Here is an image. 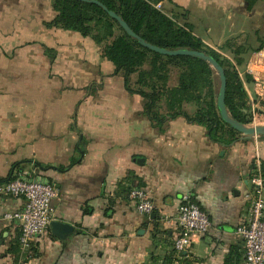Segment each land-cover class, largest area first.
I'll return each mask as SVG.
<instances>
[{
  "label": "crops",
  "instance_id": "obj_1",
  "mask_svg": "<svg viewBox=\"0 0 264 264\" xmlns=\"http://www.w3.org/2000/svg\"><path fill=\"white\" fill-rule=\"evenodd\" d=\"M170 1L162 5L212 48L248 9L246 0ZM56 16L54 0H0V180L22 169L51 183L55 221L72 231L60 238L50 226L24 248L19 226L1 222L0 264H241L236 229L248 218L251 179L264 170V141L217 143L184 117L156 126L100 46L52 26ZM240 77L251 112L264 88ZM134 188L147 191L154 216L136 211ZM185 196L213 230L178 253L173 223ZM23 206L0 194V213Z\"/></svg>",
  "mask_w": 264,
  "mask_h": 264
},
{
  "label": "trees",
  "instance_id": "obj_2",
  "mask_svg": "<svg viewBox=\"0 0 264 264\" xmlns=\"http://www.w3.org/2000/svg\"><path fill=\"white\" fill-rule=\"evenodd\" d=\"M96 1L107 10L83 0H54L57 16L51 25L93 39L102 48L103 57L114 65L115 75L123 76L127 91L144 99L146 113L156 126H162L169 119L184 117L204 126L211 140L224 144L234 142L237 131L219 114L213 68L199 58L166 56L143 46L109 12L120 16L137 36L149 44L167 50L200 51L216 59L225 69L226 106L230 115L242 124H249V97L235 65L230 60L222 61L218 52L207 48L194 35L191 25L177 22L179 15L170 17L158 8L170 0ZM251 1L248 0V9L253 6ZM241 63L238 60V64ZM173 69L178 71L176 85L170 84ZM133 76H136L134 82ZM246 78L248 82L252 81L251 76ZM188 107L193 110H188ZM227 127L229 131L224 133ZM10 179L12 174L0 180V184Z\"/></svg>",
  "mask_w": 264,
  "mask_h": 264
},
{
  "label": "built area",
  "instance_id": "obj_3",
  "mask_svg": "<svg viewBox=\"0 0 264 264\" xmlns=\"http://www.w3.org/2000/svg\"><path fill=\"white\" fill-rule=\"evenodd\" d=\"M250 73L258 81L252 70ZM251 109L253 122L256 123L254 105ZM251 185L248 218L239 224L236 234L244 244L241 264H264V170L261 164L251 179ZM0 194L24 201L23 209L0 213V223L17 224L20 228L19 242L22 247L29 248L37 237L48 232L55 221L54 200L59 197L58 189L34 173L21 169L12 174V179L0 185ZM130 198L138 213L147 216L154 213L155 206L145 189H132ZM173 226L176 231L173 246L178 253L187 252L196 236L207 235L213 230L207 213L190 196L183 198Z\"/></svg>",
  "mask_w": 264,
  "mask_h": 264
},
{
  "label": "rangeland",
  "instance_id": "obj_4",
  "mask_svg": "<svg viewBox=\"0 0 264 264\" xmlns=\"http://www.w3.org/2000/svg\"><path fill=\"white\" fill-rule=\"evenodd\" d=\"M246 1L249 8V2L248 0ZM251 2L253 5L251 9L243 11L242 7L239 8L238 16L244 15L245 19H240L242 22L239 21L237 31L234 30V26L231 27L234 34L232 37L229 36L231 38L227 40L226 44L224 43L222 46H216L215 48L209 47L206 44L205 45L207 48L218 52L222 61L230 60L235 65L239 75L241 74L245 80L247 79L246 76H251L253 81L250 82L257 83L259 86L264 88V0H253ZM158 8L163 10L170 17H173L176 14L179 15L178 19L176 20L180 24L183 23L180 19V15L183 14L179 10H176V8L172 7L171 5L166 7L164 4L158 5ZM209 38L213 39L212 36ZM238 60H241L242 63L238 64ZM251 70L254 74H256L258 81H256L254 76L250 73ZM213 77L215 90L218 94L220 80L216 71ZM131 79L134 82L136 80V76H133ZM177 82L178 71L177 69H173L171 73L170 84L176 85ZM259 103V107H255L256 123L253 122L254 117L252 111H247V118L250 120L251 123L249 124L252 126L264 124V92L263 99H261ZM228 131L229 128L227 127L225 128L224 133H227ZM234 136L237 138L242 137L239 132L234 133ZM260 139L264 141V136H262Z\"/></svg>",
  "mask_w": 264,
  "mask_h": 264
},
{
  "label": "water",
  "instance_id": "obj_5",
  "mask_svg": "<svg viewBox=\"0 0 264 264\" xmlns=\"http://www.w3.org/2000/svg\"><path fill=\"white\" fill-rule=\"evenodd\" d=\"M88 1L91 3L98 4L99 6L103 7L105 10L107 8L101 4L100 2L96 0H83ZM110 16L118 21L120 26L133 38L137 39L143 46L166 56H189V57H195L199 58L201 60L206 61L213 70L216 71L219 80H220V88L218 92V98H217V106L219 110V114L221 119L229 124L233 129H235L237 132H239L242 135V139H256L261 138L264 136V124H260L257 126H252L250 124H242L239 121L235 120L229 113L227 106H226V93H227V78L225 74V69L220 65V63L214 59L212 56L207 55L204 52L195 51V50H189V49H181V50H167L164 48L156 47L152 44L147 43L144 41L141 37L137 36L131 28L128 26V24L117 14L114 12H109ZM139 163H142L139 161ZM154 216V214L152 215ZM51 227L53 229V232L56 236L63 238L64 234H69L72 231L71 226L61 223L59 221H54L51 223Z\"/></svg>",
  "mask_w": 264,
  "mask_h": 264
}]
</instances>
